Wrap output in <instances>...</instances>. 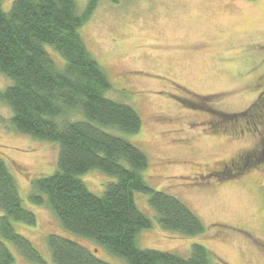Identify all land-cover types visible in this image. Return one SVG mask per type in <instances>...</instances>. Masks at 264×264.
<instances>
[{"label": "rangeland", "instance_id": "1", "mask_svg": "<svg viewBox=\"0 0 264 264\" xmlns=\"http://www.w3.org/2000/svg\"><path fill=\"white\" fill-rule=\"evenodd\" d=\"M12 1L2 0L3 10ZM74 1L80 10L87 0ZM79 32L110 81L105 96L141 117L138 132L125 138L148 157L145 180L184 202L204 226L194 235L162 229L147 196L136 192L138 208L152 221L140 230L138 246L187 256L197 243L210 264H264V153L241 172L228 161L250 147L259 130L250 124L253 136L239 134L243 118L264 120V112L252 111L260 95L264 99V0H98ZM8 83L0 73V90ZM10 117L0 101V158L36 217L34 224L12 226L53 264L45 238L63 230L28 194L31 180L55 171L57 145L15 131ZM224 164L229 172L211 175ZM80 179L95 194L114 180L97 169ZM81 241L98 258L126 264L103 246ZM6 244L13 264H34Z\"/></svg>", "mask_w": 264, "mask_h": 264}, {"label": "trees", "instance_id": "2", "mask_svg": "<svg viewBox=\"0 0 264 264\" xmlns=\"http://www.w3.org/2000/svg\"><path fill=\"white\" fill-rule=\"evenodd\" d=\"M97 3L87 0L78 10L74 0H13L5 11L0 0V73L9 80L0 101L9 108L15 131L57 145L55 171L31 180L28 194L31 203L53 213L63 230L45 238L52 262L113 264L81 241L87 240L126 264H210L201 244L194 243L187 256L138 246L140 230L152 221L138 208L136 192L147 196L163 229L194 235L204 226L184 202L150 187L143 176L148 157L125 138L138 132L141 117L131 106L105 96L110 81L79 32ZM254 110L264 112L263 95ZM247 119V126L256 122ZM92 169L114 178L101 194L90 192L80 179ZM0 209V264L14 261L6 243L29 262L45 264L12 226V221L34 224L36 217L23 206L1 158Z\"/></svg>", "mask_w": 264, "mask_h": 264}, {"label": "flooded vegetation", "instance_id": "3", "mask_svg": "<svg viewBox=\"0 0 264 264\" xmlns=\"http://www.w3.org/2000/svg\"><path fill=\"white\" fill-rule=\"evenodd\" d=\"M261 96L262 95H260V97ZM243 120H244V122H243V124L240 125L241 129L239 131V134L247 135V136L252 135L249 133V132H252V129L249 128V126H247V124L250 122L248 121L247 118H243ZM227 122H229V121H227ZM258 124H260V128L258 127ZM244 125H245V127H244ZM253 126L257 127L259 130H257L258 131L257 134L254 135L255 138L253 137V139H252V142H253L252 145L250 147L244 148V150L239 151L235 157L228 159L230 166H234L233 168H235L234 170H236L237 172H241L243 169L247 168L248 164L251 161H254L255 158H253V157H255L257 155V153H259L258 155H262L264 153V147L260 148L262 137H263L262 135H264V120L261 123L253 122ZM224 127H227L226 129H228V130L231 129V127H229V123H224ZM260 136H262V137H260ZM226 168L230 169V167L228 165L224 164L222 169L213 170L211 172V175L219 176L223 172H229L226 170L222 171Z\"/></svg>", "mask_w": 264, "mask_h": 264}]
</instances>
